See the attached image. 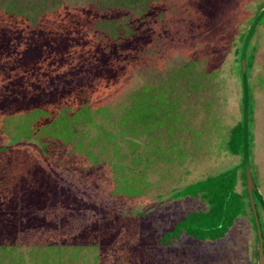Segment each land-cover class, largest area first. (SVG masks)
<instances>
[{
	"label": "rangeland",
	"instance_id": "rangeland-1",
	"mask_svg": "<svg viewBox=\"0 0 264 264\" xmlns=\"http://www.w3.org/2000/svg\"><path fill=\"white\" fill-rule=\"evenodd\" d=\"M95 0H18L37 22L47 37L65 38L63 48L56 51L44 47L41 59L32 63L34 52H24L27 24L14 20L0 8V33H20L15 40L16 51L0 53V95L50 91L65 85L81 86L88 91L91 109L103 108L105 114H95L94 122L103 123L115 134L122 132L119 118L132 103L134 93L142 87H163L176 103L178 116L175 131L164 127L149 134L124 135L129 140L113 142L98 136L94 126H83V140L97 157L107 179L80 176L78 172H61L59 182L75 190L84 202L104 208L105 217L113 209L125 216L133 214L143 227L137 236L122 235L117 243L126 245L103 252L82 248L71 264H256L255 232L248 210L238 215L223 237L216 240H196L181 235L170 246H160L155 240L160 231L185 212L202 208L198 197H174L173 192L184 184L237 164L241 153L230 154L224 147L229 128L241 117V87L239 59L234 50L242 47L245 36L264 0H160V15L151 24L152 31L138 51L125 50L120 57H104L92 53L93 41L89 24H78L87 13V4ZM159 1V0H158ZM37 9V11H36ZM263 16V15H262ZM255 24L246 43L244 58L251 59L246 71L249 94L247 153L253 183L264 201V17ZM242 35V38L239 37ZM245 60V59H244ZM187 67L184 76H176ZM116 71L114 79L109 73ZM171 84L170 86L168 84ZM12 92V91H11ZM40 96L44 94L40 92ZM17 115L8 119L11 124ZM0 117V124L4 121ZM10 122V121H9ZM80 128V127H79ZM1 136H5L0 131ZM122 137V134H119ZM93 139V144L89 142ZM35 156V150L27 147ZM122 161L143 174V193L123 197L111 195L114 181L120 176L108 167V162ZM44 167L47 162L39 159ZM134 163V164H133ZM133 164V165H132ZM128 175V173H126ZM74 177V179L72 178ZM79 177L82 180L76 181ZM145 185V186H144ZM236 189L242 185L238 182ZM259 228L264 250V210L258 204ZM47 219H61L59 229L38 228L19 235L16 251L26 264H39L34 251L47 245L67 241L86 225L99 220L95 209L78 211L61 205L49 207ZM136 239V240H135ZM124 241V242H121ZM138 243L134 246L133 244ZM75 252L64 250V257ZM99 255V259L95 256Z\"/></svg>",
	"mask_w": 264,
	"mask_h": 264
},
{
	"label": "trees",
	"instance_id": "trees-1",
	"mask_svg": "<svg viewBox=\"0 0 264 264\" xmlns=\"http://www.w3.org/2000/svg\"><path fill=\"white\" fill-rule=\"evenodd\" d=\"M159 3L160 0H95L88 3L87 13L80 18L78 24H89L87 29L91 28L92 34L97 37L96 41H93L91 52L108 58L120 57L123 51L129 49L137 52L145 37L152 31L151 24L163 9ZM263 7L264 4L258 12ZM0 8L12 20L19 17L22 21L31 22L26 25L30 35L26 37L24 52L27 49L34 52L35 60L32 63L41 59L40 50L44 47L56 51L63 48L65 38L56 40L47 37L37 25L39 19L35 21L31 15H27L18 0H0ZM19 37V32L10 35L1 32L0 53L16 51L14 42ZM234 52L238 55L237 59H240L241 47L236 48ZM244 59L246 72L250 68L251 59L247 61L246 56ZM186 72L187 67H182L176 76H184ZM116 74L117 72L112 70L108 77L114 79ZM238 74L241 87L240 68ZM248 90L247 85L246 136L250 108ZM40 92L44 94L43 97ZM88 99L89 94L85 88L70 85L29 94L20 91L13 93L11 89L0 95V117L4 118L0 131L5 133V136L0 135V264H26L25 259L16 251L19 235L24 231L60 228L61 219L51 220L43 215V212L54 205L70 207L77 211L80 208L95 209L101 213V218L77 231L67 241L44 246L43 251L36 249L34 256H39V264H71L82 248L103 252L122 247L128 244V241L126 238V243H120V240L117 243L120 236L132 237L142 232L143 227L136 216H125L122 210L113 209L111 217L106 218L105 212L108 209L105 211L92 202L77 198V188L60 183L59 174L63 171L69 174L78 172L80 176H89L91 180L107 179L97 157L90 152L89 144L84 142L81 127L94 126L98 129L99 137L103 136L107 142L118 145V149L120 143L117 141L129 140L124 137L125 134H149L162 127L172 134L178 120L176 103L170 99L163 87H142L136 90L132 103L119 118L118 123L124 127L119 133L122 134L121 137L106 129L103 123L94 122V115L105 114V111L103 108L91 109ZM240 99L242 109V89ZM16 115L17 121L11 124L8 118ZM89 142L93 144V139ZM129 144L132 148L137 146L134 139L129 140ZM29 145L38 156L27 148ZM224 147L230 154L242 155V111L240 119L229 128ZM40 158L47 162L46 167L40 164ZM108 166L110 170L120 174L112 185L111 195L132 197L143 193V174L137 173L134 165L128 166L122 161H116L108 162ZM238 177L242 185L240 191L235 188ZM82 179L83 177H76V181ZM172 194L174 197H198L204 206L185 212L162 229L155 240L158 245L170 246L179 241L181 235L196 240L219 239L228 231L235 218L247 209L257 248L255 224L245 189L242 156L237 164L188 182ZM252 197L255 210L258 204L264 210V201L255 185ZM256 214L259 223L257 211ZM260 234L262 238V233ZM68 248L75 253L64 257L63 252ZM262 253L264 255L263 240ZM95 258L99 259V255Z\"/></svg>",
	"mask_w": 264,
	"mask_h": 264
},
{
	"label": "water",
	"instance_id": "water-1",
	"mask_svg": "<svg viewBox=\"0 0 264 264\" xmlns=\"http://www.w3.org/2000/svg\"><path fill=\"white\" fill-rule=\"evenodd\" d=\"M264 14V7L258 12L256 17L254 18L246 36L243 41L241 52H240V72H241V89H242V166L244 170L245 177V189L247 193V199L249 202L251 214L253 217V222L255 224L256 236H257V264H264V255L262 253V238L260 234V228L258 223V218L255 210V206L253 203L252 190L254 189V184L252 181V177L249 171V163H248V153H247V136H246V126H247V82H246V72H245V63H244V53L246 43L253 31V28L260 17Z\"/></svg>",
	"mask_w": 264,
	"mask_h": 264
},
{
	"label": "crops",
	"instance_id": "crops-1",
	"mask_svg": "<svg viewBox=\"0 0 264 264\" xmlns=\"http://www.w3.org/2000/svg\"><path fill=\"white\" fill-rule=\"evenodd\" d=\"M238 182L240 183V178L238 177V179H237V183H236V186H237V184H238ZM241 184V183H240ZM236 188V187H235ZM237 190V189H236ZM238 191V190H237Z\"/></svg>",
	"mask_w": 264,
	"mask_h": 264
}]
</instances>
